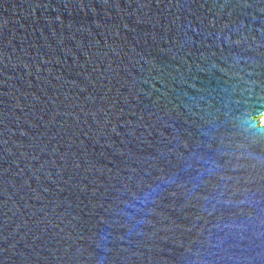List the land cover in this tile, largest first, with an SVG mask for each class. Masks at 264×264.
I'll return each mask as SVG.
<instances>
[{
    "label": "water",
    "instance_id": "obj_1",
    "mask_svg": "<svg viewBox=\"0 0 264 264\" xmlns=\"http://www.w3.org/2000/svg\"><path fill=\"white\" fill-rule=\"evenodd\" d=\"M264 0H0V264H264Z\"/></svg>",
    "mask_w": 264,
    "mask_h": 264
},
{
    "label": "rangeland",
    "instance_id": "obj_2",
    "mask_svg": "<svg viewBox=\"0 0 264 264\" xmlns=\"http://www.w3.org/2000/svg\"><path fill=\"white\" fill-rule=\"evenodd\" d=\"M260 122L262 125H264V116L260 117Z\"/></svg>",
    "mask_w": 264,
    "mask_h": 264
},
{
    "label": "bare ground",
    "instance_id": "obj_3",
    "mask_svg": "<svg viewBox=\"0 0 264 264\" xmlns=\"http://www.w3.org/2000/svg\"><path fill=\"white\" fill-rule=\"evenodd\" d=\"M264 126V125H263Z\"/></svg>",
    "mask_w": 264,
    "mask_h": 264
}]
</instances>
